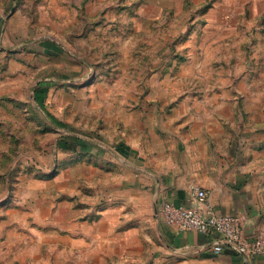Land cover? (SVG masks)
<instances>
[{
    "label": "rangeland",
    "instance_id": "1",
    "mask_svg": "<svg viewBox=\"0 0 264 264\" xmlns=\"http://www.w3.org/2000/svg\"><path fill=\"white\" fill-rule=\"evenodd\" d=\"M205 116L264 179V0H0V264H193L134 181Z\"/></svg>",
    "mask_w": 264,
    "mask_h": 264
},
{
    "label": "crops",
    "instance_id": "2",
    "mask_svg": "<svg viewBox=\"0 0 264 264\" xmlns=\"http://www.w3.org/2000/svg\"><path fill=\"white\" fill-rule=\"evenodd\" d=\"M211 119L201 118L200 129L195 130L192 124L184 129L161 125L149 142L144 141V179L134 183L144 187L154 210L162 201L194 204L189 185L197 184L206 190L207 201L216 213L243 215L255 220L258 228L264 225L258 204L264 194V179L246 160L247 136L213 129ZM136 152L134 149V157L142 155ZM162 225L165 244L190 255L188 259L193 264H264L262 256L245 257L226 247L214 252L212 241L219 238L215 232L205 236L192 230H177L163 222Z\"/></svg>",
    "mask_w": 264,
    "mask_h": 264
},
{
    "label": "built area",
    "instance_id": "3",
    "mask_svg": "<svg viewBox=\"0 0 264 264\" xmlns=\"http://www.w3.org/2000/svg\"><path fill=\"white\" fill-rule=\"evenodd\" d=\"M194 204L183 205L162 201L155 211L156 217L177 230H192L209 236L217 233L219 238L212 241L214 252L225 247L245 257H264V226L255 228L253 234L245 235L243 226L247 219L240 214L216 213L207 201V192L197 184H190Z\"/></svg>",
    "mask_w": 264,
    "mask_h": 264
},
{
    "label": "water",
    "instance_id": "4",
    "mask_svg": "<svg viewBox=\"0 0 264 264\" xmlns=\"http://www.w3.org/2000/svg\"><path fill=\"white\" fill-rule=\"evenodd\" d=\"M255 220H249L247 219L244 226H243V231L245 233V235H251L253 234L254 230H255Z\"/></svg>",
    "mask_w": 264,
    "mask_h": 264
}]
</instances>
